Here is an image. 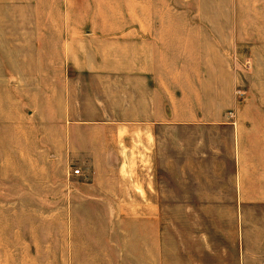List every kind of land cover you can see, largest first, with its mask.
Here are the masks:
<instances>
[{"label": "rangeland", "instance_id": "rangeland-1", "mask_svg": "<svg viewBox=\"0 0 264 264\" xmlns=\"http://www.w3.org/2000/svg\"><path fill=\"white\" fill-rule=\"evenodd\" d=\"M76 62L0 59V264L264 263V205L234 204L264 193L256 189L264 184V59L172 61L173 70L201 73L197 86L174 83L173 91L193 89L202 104L193 110L219 111L242 135H173V147L187 153L175 152L171 173L156 159L149 180L151 192L176 197L167 205L157 197L154 206L134 204L133 193L145 196L138 172L148 166L137 159L99 166V177L124 185L117 201L73 190L91 181L85 172L72 177L85 167L52 156V135H43L50 124L32 113L50 108L51 92L67 80L82 79ZM211 193L218 205L197 204Z\"/></svg>", "mask_w": 264, "mask_h": 264}, {"label": "crops", "instance_id": "crops-1", "mask_svg": "<svg viewBox=\"0 0 264 264\" xmlns=\"http://www.w3.org/2000/svg\"><path fill=\"white\" fill-rule=\"evenodd\" d=\"M0 59L83 61L75 63L82 79L67 80L62 92H51L50 108L32 113L50 124L43 135H52V156L85 167L71 176L85 172L91 181L77 182L73 190L98 200L123 199L124 185L99 177V166L131 158L148 165L138 172L145 196L133 193L134 204L154 206L161 196L172 204L176 195L166 188L151 192L149 177L156 159L171 173L175 152L187 151L173 147V135H242L219 111L207 116L193 110L202 104L187 87L197 86L201 73L173 70L172 61L263 60L264 0H0ZM174 83L187 87L176 92ZM256 189L263 191L264 184ZM198 200L219 204L213 193ZM234 200L264 205V193Z\"/></svg>", "mask_w": 264, "mask_h": 264}, {"label": "built area", "instance_id": "built-area-1", "mask_svg": "<svg viewBox=\"0 0 264 264\" xmlns=\"http://www.w3.org/2000/svg\"><path fill=\"white\" fill-rule=\"evenodd\" d=\"M72 174H73L74 176H79V175H80V171H79V170H74V171L72 172Z\"/></svg>", "mask_w": 264, "mask_h": 264}]
</instances>
